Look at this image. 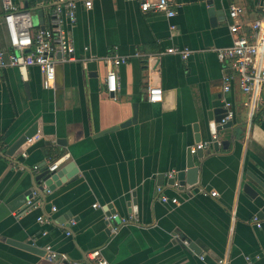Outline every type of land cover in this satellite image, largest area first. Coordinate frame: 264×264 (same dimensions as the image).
Masks as SVG:
<instances>
[{
    "label": "crops",
    "instance_id": "crops-1",
    "mask_svg": "<svg viewBox=\"0 0 264 264\" xmlns=\"http://www.w3.org/2000/svg\"><path fill=\"white\" fill-rule=\"evenodd\" d=\"M13 1L32 17L41 6L47 26L50 0ZM92 1L90 10L76 5L78 60L57 65L49 87L36 67L25 81L16 68L0 69V264H51L46 247L59 264H81L93 251L108 264H264V225L254 223L264 222V189L254 181L264 185V102L249 121V97L222 91L215 52L234 38L229 8L240 9L247 34L264 19L262 0H172L169 19L132 1ZM0 47H9L2 23ZM183 49L190 50L186 59L176 52ZM114 56L125 59L113 67L115 99L105 90L106 61ZM147 87L161 89L159 102L146 101ZM132 105L135 123L101 134L131 119ZM226 106L233 128L215 132L222 147L194 158L200 186L172 189L168 174L179 182L189 147L213 135L209 114ZM63 156L61 184L25 211L35 185L44 184L34 181L33 167ZM158 186L179 204H162Z\"/></svg>",
    "mask_w": 264,
    "mask_h": 264
},
{
    "label": "built area",
    "instance_id": "built-area-1",
    "mask_svg": "<svg viewBox=\"0 0 264 264\" xmlns=\"http://www.w3.org/2000/svg\"><path fill=\"white\" fill-rule=\"evenodd\" d=\"M135 2L142 12L158 13L166 18L175 15L172 0H127ZM81 2L85 10L92 8V0H50L51 7L47 12V26L40 29L32 21L30 12L23 10L13 0H0L1 14L0 24L5 26L8 37V48L0 47V69L16 68L21 78L26 80V71L31 67L39 69L44 86L49 87L55 79L57 65L75 62V49L71 36V29L76 23V5ZM261 9L264 12V0ZM240 9L236 6L229 8V18L233 21L229 26V31L234 38L228 47L216 49V57L222 65L224 75L222 76V91L229 93L233 88L249 97L248 100V120L250 121L259 104L264 102V19L255 21L249 26V32L243 33L238 23ZM173 28V27H171ZM178 52L183 59L190 54V50L183 49ZM125 62L124 57L114 56L107 59L106 63L110 69L105 78V90L107 94L115 99L116 75L113 67H118ZM112 66V68H111ZM161 99V89L159 87H147L146 101L149 103L159 102ZM233 112L226 106V114L218 123V126L231 121ZM213 143H219L218 136L213 134L210 139L198 142L189 147L190 154L202 151L210 147ZM25 157V154H23ZM63 156L52 163H49L47 170L55 172L60 164L66 159ZM38 166H34L35 172L39 171ZM170 179L175 178V172L168 174ZM172 189L179 191L177 181L171 185ZM48 190L43 184V191L33 189L30 197L26 200L25 211L30 212L38 205L39 194L49 195ZM158 199L162 204L178 205L180 200L177 194L167 196L162 187H156ZM199 193L205 195L203 189ZM210 196H217L216 192H211ZM55 210L54 207L51 209ZM124 222V219H121ZM39 223H45L46 219L38 217ZM256 228H261L264 222L254 218ZM46 259L51 264H59V256L56 252L46 247ZM258 258V257H257ZM65 260L64 258H62ZM249 261L248 257L245 258ZM87 260L93 264H108L101 256L99 251L88 254ZM64 264H80L66 260ZM218 264H225L218 261Z\"/></svg>",
    "mask_w": 264,
    "mask_h": 264
},
{
    "label": "water",
    "instance_id": "water-1",
    "mask_svg": "<svg viewBox=\"0 0 264 264\" xmlns=\"http://www.w3.org/2000/svg\"><path fill=\"white\" fill-rule=\"evenodd\" d=\"M36 3L39 5L41 3V0H36ZM36 13L37 16L36 17H32L37 18V22L40 25L41 29H44V13L42 10L41 6L36 7ZM226 111L222 110V109H218V110H214L212 114H209L208 120L212 121L209 125L210 128V132L212 134H215L216 131L221 130V129H228V128H233L232 127V122L228 121L226 122L224 125L217 126L216 124H218L221 119H223V117L225 116ZM136 122V105H132V118L125 121L124 123H122L119 126H115L112 127L106 131H104L101 134H105V133H109L112 132L114 130H117L119 128H124L126 126H129L130 124H133ZM27 139H29V135L25 134L24 136H22L18 141H16L7 151V155L8 156H12L13 153L20 147V145L22 143H24ZM196 140H198V137H196ZM223 142L222 143H213V149L214 151H218L220 146L222 147ZM202 154V151H197L195 154H190L189 149L187 152V160H186V169L182 172H179L177 175V180L179 181V191H184L185 188H192V187H199L200 184L198 183V177H199V168L195 165L194 162V158L195 157H199ZM65 171H68V167L65 168L63 171L62 169H59L55 172H49L47 170V166L46 165H42L39 168L38 174L34 175V181L35 182H39V181H43L44 186L50 190L53 191L56 186H59L61 184V182L63 181V174ZM75 170H71L69 171V173L67 174V176H71L70 174H73ZM71 178V177H70ZM259 186H261L264 189V185H262L258 180H254ZM171 185L174 183V179H171ZM34 189H37L39 191H43V187L42 185L39 184V186L34 187ZM244 191L250 195H252V191L249 189V187L246 185L244 187ZM254 195V193H253ZM21 246L24 249H27L29 251H32L34 253H38L37 249H35V247L29 246V245H18ZM88 260L83 259V262L81 264H88L87 263Z\"/></svg>",
    "mask_w": 264,
    "mask_h": 264
}]
</instances>
